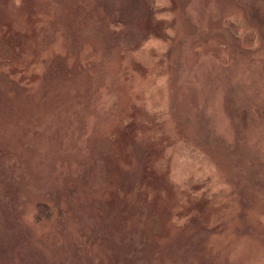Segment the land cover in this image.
<instances>
[{"label": "rangeland", "instance_id": "374dc122", "mask_svg": "<svg viewBox=\"0 0 264 264\" xmlns=\"http://www.w3.org/2000/svg\"><path fill=\"white\" fill-rule=\"evenodd\" d=\"M0 264H264V0H0Z\"/></svg>", "mask_w": 264, "mask_h": 264}]
</instances>
